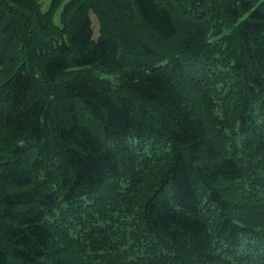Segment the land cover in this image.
I'll list each match as a JSON object with an SVG mask.
<instances>
[{"label":"trees","instance_id":"1","mask_svg":"<svg viewBox=\"0 0 264 264\" xmlns=\"http://www.w3.org/2000/svg\"><path fill=\"white\" fill-rule=\"evenodd\" d=\"M0 264H264V0H0Z\"/></svg>","mask_w":264,"mask_h":264},{"label":"rangeland","instance_id":"2","mask_svg":"<svg viewBox=\"0 0 264 264\" xmlns=\"http://www.w3.org/2000/svg\"><path fill=\"white\" fill-rule=\"evenodd\" d=\"M41 4H42V8L45 10L50 2V0H40ZM67 1V0H66ZM59 13L55 14V22H58V18H59ZM89 17L92 23V28H93V32H94V38L98 37V33L100 30V23L99 20L97 18V16L90 10L89 11ZM174 44V42H172L171 46Z\"/></svg>","mask_w":264,"mask_h":264}]
</instances>
